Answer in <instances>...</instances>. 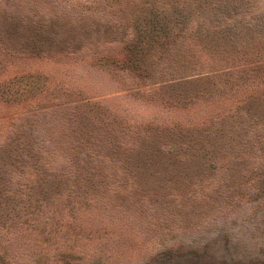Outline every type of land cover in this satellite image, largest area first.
Here are the masks:
<instances>
[{
    "label": "rangeland",
    "instance_id": "1",
    "mask_svg": "<svg viewBox=\"0 0 264 264\" xmlns=\"http://www.w3.org/2000/svg\"><path fill=\"white\" fill-rule=\"evenodd\" d=\"M143 1L0 0V118L26 110L31 120L32 110L44 108L33 128L52 138L45 147L58 156L74 154L68 161L77 176L61 185L52 171L10 195L23 208L0 216V264H264V155L254 163L247 148L248 160L227 165L208 163L200 150L191 159L160 154L171 142L183 148L198 141L200 133L174 125L192 127L220 96L227 103L263 89L264 79L250 69L226 85L215 79L183 108L168 90L152 89L194 69L161 64L157 56L166 60L168 50L147 49L157 63L146 64L142 87L133 67L105 58L133 55V26L146 14L143 5L154 8V0ZM250 5L264 17V0ZM11 23L18 27L7 28ZM118 27L127 31L111 32ZM198 59V69L224 64ZM156 68L168 70L166 77L151 76ZM259 69L264 73L263 64Z\"/></svg>",
    "mask_w": 264,
    "mask_h": 264
},
{
    "label": "trees",
    "instance_id": "2",
    "mask_svg": "<svg viewBox=\"0 0 264 264\" xmlns=\"http://www.w3.org/2000/svg\"><path fill=\"white\" fill-rule=\"evenodd\" d=\"M255 2L256 0H154V8L148 9L145 5L142 7L146 13L144 16L148 15L147 18L142 16L133 26L139 43L132 47L125 46L133 55L122 62L108 58L105 60L116 67L122 68L125 64L133 67L136 70V79L142 82V87L146 85L149 76L146 64L149 61L157 63L155 57L145 53L147 49L160 50V55L163 49L168 50L167 61L157 56L161 64L168 63L171 67L182 68L190 63L189 69H194L191 74L170 78L152 89L155 92L168 90L170 96L177 101L182 99L183 108L192 99H198L213 87L216 84L215 79L220 85H226L232 79V74L248 72V69L264 79V73L258 72L262 64L264 65V17L254 16V5L250 4ZM233 15L236 20L232 19ZM17 27V23L7 26L9 29ZM124 30L125 28L118 27L111 32L120 34L127 31ZM11 34L13 32L6 35ZM146 39L147 45L143 43ZM178 46L187 47L184 50H188V53H175L173 49ZM36 47L31 46V49H41ZM201 57L224 64L214 70L198 69L201 63L198 58ZM235 60L241 63L235 64ZM156 70L151 76L166 77L164 73L168 70ZM198 90L201 92L200 96H197ZM219 98L221 103L219 102L215 110L210 111V116L196 117L198 121L191 122L190 128L185 124L184 127L174 125L171 128L198 132L204 141L198 135V141L189 140L190 142L182 144H185L183 148L171 142L161 149L160 154L177 158L182 152L181 158L190 156L191 159L195 158L192 151L200 150L201 158L209 160L208 163L219 160L228 165L248 160L243 155L250 148L254 150L253 161L257 162L264 155V87L250 90L245 95L233 96L227 103L222 102V96ZM25 111L22 110L17 119L8 118V122L5 119L7 116L0 118V123L3 124L0 125V216L9 217V213L21 210L23 205L18 206L10 199V195L34 180L45 179L42 176L47 173L53 171L54 183L61 185L71 184L77 178L76 169L68 161L74 154L65 151L58 156L53 147H45L47 144L51 145L52 138H40L39 130L33 128L41 125L39 117L45 111L44 108L32 110L34 114L31 120H28V112ZM183 139H187V136ZM187 148L191 150L185 151ZM146 153V161L150 162L153 152L149 149ZM142 154H136L138 166L142 162ZM84 176L80 179H94L93 175Z\"/></svg>",
    "mask_w": 264,
    "mask_h": 264
}]
</instances>
